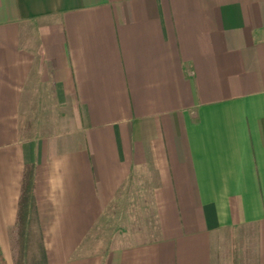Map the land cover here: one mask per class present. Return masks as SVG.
<instances>
[{"label": "crops", "instance_id": "obj_1", "mask_svg": "<svg viewBox=\"0 0 264 264\" xmlns=\"http://www.w3.org/2000/svg\"><path fill=\"white\" fill-rule=\"evenodd\" d=\"M27 165L54 264H264V0H0L2 251Z\"/></svg>", "mask_w": 264, "mask_h": 264}, {"label": "rangeland", "instance_id": "obj_2", "mask_svg": "<svg viewBox=\"0 0 264 264\" xmlns=\"http://www.w3.org/2000/svg\"><path fill=\"white\" fill-rule=\"evenodd\" d=\"M135 193L125 202H120L122 207L119 210V220L126 232L122 238L129 243L151 239V230L157 224L156 219L150 215L149 200H144L147 196L144 187L140 186ZM117 204L118 202L114 203V209H118ZM28 213L23 222L16 224L8 234V247L3 251L0 248V264H54L45 246L38 211L34 213L29 208ZM102 227L104 228V225ZM90 236L98 242L101 236L100 228Z\"/></svg>", "mask_w": 264, "mask_h": 264}, {"label": "trees", "instance_id": "obj_3", "mask_svg": "<svg viewBox=\"0 0 264 264\" xmlns=\"http://www.w3.org/2000/svg\"><path fill=\"white\" fill-rule=\"evenodd\" d=\"M33 190H34L33 166L27 165L23 176L22 190L19 198L18 217L16 223L17 225L23 222L24 217L28 216L29 208L34 213H37V206H36Z\"/></svg>", "mask_w": 264, "mask_h": 264}]
</instances>
